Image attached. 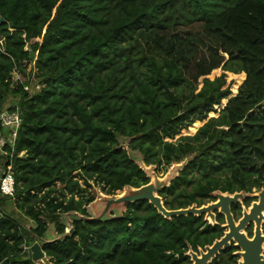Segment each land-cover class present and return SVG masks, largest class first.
Wrapping results in <instances>:
<instances>
[{
  "label": "trees",
  "instance_id": "1",
  "mask_svg": "<svg viewBox=\"0 0 264 264\" xmlns=\"http://www.w3.org/2000/svg\"><path fill=\"white\" fill-rule=\"evenodd\" d=\"M262 103L264 0H0V113L22 121L14 194H0V264H36L30 248L49 225L59 237L60 216H87L89 182L106 195L149 183L119 139L146 166L186 160L159 191L166 210L264 188ZM72 228L42 242L46 264H186L188 246L218 235L145 201Z\"/></svg>",
  "mask_w": 264,
  "mask_h": 264
},
{
  "label": "water",
  "instance_id": "2",
  "mask_svg": "<svg viewBox=\"0 0 264 264\" xmlns=\"http://www.w3.org/2000/svg\"><path fill=\"white\" fill-rule=\"evenodd\" d=\"M30 58H32V54L30 55ZM128 155L136 163L134 158L129 153ZM184 164L185 163L181 164L180 169ZM140 169L142 168L140 167ZM142 170L149 179V176L145 172V170L144 169ZM168 185H164L160 189H155L154 186L149 182L148 184L141 186L140 188L125 187L123 190L129 188V189H135L136 191L130 192L129 194H125L119 198L104 200V204H102V202H95V201L91 202L89 205L85 207L87 216H82L77 212L66 213L63 215L64 223L66 225L65 233L63 236H59L55 238V240L62 239L64 236H68L72 233L73 228H72V221L70 218L83 220V221H103V220L115 219L121 217L125 213L127 205L130 203L143 202V201L148 202L165 219H171L172 217L188 216V215L201 216L203 214H205L206 217L212 218L211 212L219 208L221 212L225 214L228 232L225 233L224 237L221 240L216 241L211 247H206L205 249L206 252L204 253L201 252L199 257L196 254L192 253L191 258L193 264H206L211 258L214 257V255L221 248L228 247L229 245L228 241L230 238H233L237 246L244 251V253L241 254L243 261L240 264H264V258L261 256L264 237L261 235V228H260L261 219H262L261 211H264V189H261L260 193L258 194V198H259L258 202L253 203L251 209L249 210V213H244L242 219L238 222L237 225H235L233 223L231 214L229 212L228 205L230 203L235 202L240 197H242V194H234L233 196H229L227 194L215 193L216 198L218 199L217 203L210 204L206 207L197 208L195 206H192L187 209L171 211V210H166L164 208L162 199L158 195L159 191L162 188L167 187ZM99 205L100 207L102 205L101 207L102 211L98 215L91 217L88 213L90 211L89 208L98 207ZM121 206L122 209L120 208ZM112 212H114L113 215H111ZM249 220L250 221L254 220L256 223L255 236L252 240H248L245 237V234L241 232L242 228L245 227L246 223ZM42 242L45 243L47 241H42ZM30 253L33 262L39 261L42 262L43 264L47 263L45 255L41 250L40 244L38 243L33 244L30 248Z\"/></svg>",
  "mask_w": 264,
  "mask_h": 264
},
{
  "label": "flooded vegetation",
  "instance_id": "3",
  "mask_svg": "<svg viewBox=\"0 0 264 264\" xmlns=\"http://www.w3.org/2000/svg\"><path fill=\"white\" fill-rule=\"evenodd\" d=\"M261 189H264V188H252L248 192L235 191L234 193L216 191L212 193L211 199L206 201L203 205L199 207L195 205L193 206L200 208V207H206L210 204L217 203L218 199L216 198L215 193L227 194L229 196H233L234 194H242V197H240L235 202L230 203L228 205L229 212L231 214L233 223L237 225L238 222L242 219L243 214L249 213V210L251 209L252 204L258 202L259 200L258 194L260 193ZM211 213H212V218L206 217L205 214L201 216H195V217H203V221L206 223V225L217 228L218 235L215 238H213L210 244L204 245L202 247L198 246L195 249H193L191 246H188L185 252L183 253V255L187 257L186 264H193V261L191 258L192 253L196 254L199 257L201 252L203 253L206 252L205 251L206 247H211L216 241L221 240L224 237L225 233L228 232L225 214L222 213L219 208L216 210H213ZM261 215L263 216L261 219L260 228H261V235L264 237V211H261ZM191 216H194V215H191ZM255 227H256L255 221L249 220L246 223L245 227L242 228L241 232L245 234V237L248 240H252L255 236ZM228 242H229L228 247L221 248L214 255V257L211 258L206 264H240L243 261L241 254H243L244 251L240 247L237 246L233 238H230ZM261 256L264 258V243L262 244ZM175 257H177V255H175Z\"/></svg>",
  "mask_w": 264,
  "mask_h": 264
},
{
  "label": "rangeland",
  "instance_id": "4",
  "mask_svg": "<svg viewBox=\"0 0 264 264\" xmlns=\"http://www.w3.org/2000/svg\"><path fill=\"white\" fill-rule=\"evenodd\" d=\"M16 79V76H15ZM37 80H33L32 83V87H31V92L39 90V86H37ZM16 100L14 98H9L8 101L5 103V108L6 107H10L12 105H14V102ZM259 112H264V103L260 104V106L257 109L253 110V114L257 115L259 114ZM119 143L121 145V147L123 149H126L128 151V153L134 158V160L136 161V163L145 170V172L148 174L149 179H150V184H152L154 186L155 189H160L162 186L164 185H168L170 181H172V179L174 177H176V175L178 174L179 170H180V166L182 163H185L186 160L180 164H172L170 166H167L165 168L163 167H157V166H146L143 163L142 160V156L139 155L137 152H133L132 150L129 149L128 147V140L126 139H119ZM4 151L6 152H10L9 147H6L4 149ZM2 162L3 159L0 157V175H1V168H2ZM81 183V182H80ZM92 185V188L89 189L88 193H91L94 201L95 202H102V204H104V200H108V199H115V198H119L125 194H129L130 192H134L136 191L135 189H129L126 188L125 190H122L120 192H116L115 195H106L104 192L101 191V188L97 187L96 185H94L92 182H89ZM56 188H60V185H57ZM253 192V191H252ZM68 198V197H67ZM77 200V198H75ZM102 207V205H101ZM100 205L98 207H94V208H89V215L91 217L98 215L102 210H101ZM122 209V206L120 207ZM9 211L14 212V217L17 218V220L20 223V226L28 231V228L30 226H32V222L29 221L20 211H18L17 209H15V207H10L8 209ZM114 212L111 213V215H113ZM61 217V222L65 225L64 223V218L63 215L60 216ZM72 221V218H70ZM66 226V225H65ZM58 237L56 232H55V227L54 225H49L48 226V230L47 233L45 235V238L42 241H49L52 240L54 238ZM36 243L38 244H42L41 241H37ZM25 250H29L28 248H25ZM36 264H39V261L35 262Z\"/></svg>",
  "mask_w": 264,
  "mask_h": 264
},
{
  "label": "built area",
  "instance_id": "5",
  "mask_svg": "<svg viewBox=\"0 0 264 264\" xmlns=\"http://www.w3.org/2000/svg\"><path fill=\"white\" fill-rule=\"evenodd\" d=\"M21 123V117L17 109H5L0 113V157L4 161L1 165L0 175V194L2 196L12 197L14 194L11 160L15 153V144ZM6 147H9L10 152L4 151ZM22 155L23 153L18 156L21 157Z\"/></svg>",
  "mask_w": 264,
  "mask_h": 264
},
{
  "label": "bare ground",
  "instance_id": "6",
  "mask_svg": "<svg viewBox=\"0 0 264 264\" xmlns=\"http://www.w3.org/2000/svg\"><path fill=\"white\" fill-rule=\"evenodd\" d=\"M263 216V215H262Z\"/></svg>",
  "mask_w": 264,
  "mask_h": 264
}]
</instances>
